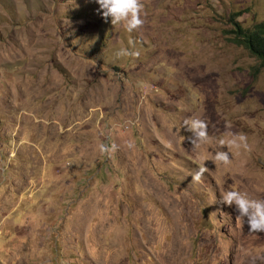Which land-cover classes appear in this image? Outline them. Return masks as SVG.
<instances>
[{
  "label": "rangeland",
  "instance_id": "374dc122",
  "mask_svg": "<svg viewBox=\"0 0 264 264\" xmlns=\"http://www.w3.org/2000/svg\"><path fill=\"white\" fill-rule=\"evenodd\" d=\"M142 3L128 33L97 0H0V264L264 256V232L221 202L232 189L264 199V64L231 40L235 19L264 18V0ZM193 115L208 123L199 151ZM226 132L251 150L217 166Z\"/></svg>",
  "mask_w": 264,
  "mask_h": 264
},
{
  "label": "clouds",
  "instance_id": "9594fccd",
  "mask_svg": "<svg viewBox=\"0 0 264 264\" xmlns=\"http://www.w3.org/2000/svg\"><path fill=\"white\" fill-rule=\"evenodd\" d=\"M97 3L105 21L110 18L114 26H122L128 33L138 31L144 24L142 19L144 8L142 0H97ZM129 43L132 44L133 42L130 40ZM116 55L117 57H139L140 53L138 50L120 48ZM183 124L184 129L191 134L186 139L190 142L194 151H199L209 143L208 123L200 118L199 115L186 118ZM226 127L230 128L231 125L227 124ZM217 143L220 149L227 148V151H215L213 163L217 166L221 164L229 166L232 163L230 153L233 149L243 148L246 151L251 150L248 138L244 133L226 132L224 137L220 138ZM99 149L101 153H108L115 149V145L109 148V146L101 144ZM207 171L208 169L201 164L199 170L192 177L193 181L199 182ZM221 197L222 203L229 207H235L238 226L241 220L245 221L246 218L250 234L264 232V199L253 198L248 192L236 189L221 191ZM258 262L259 264H264V256L253 258L252 264H258Z\"/></svg>",
  "mask_w": 264,
  "mask_h": 264
},
{
  "label": "trees",
  "instance_id": "16d2710c",
  "mask_svg": "<svg viewBox=\"0 0 264 264\" xmlns=\"http://www.w3.org/2000/svg\"><path fill=\"white\" fill-rule=\"evenodd\" d=\"M233 35L231 40L245 47L252 55L257 57L260 64H264V18L255 23L251 28H243L234 20Z\"/></svg>",
  "mask_w": 264,
  "mask_h": 264
}]
</instances>
